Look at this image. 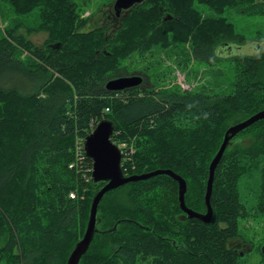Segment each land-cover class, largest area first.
Segmentation results:
<instances>
[{
	"label": "trees",
	"instance_id": "1",
	"mask_svg": "<svg viewBox=\"0 0 264 264\" xmlns=\"http://www.w3.org/2000/svg\"><path fill=\"white\" fill-rule=\"evenodd\" d=\"M69 1L1 0L14 19L0 32V264H66L98 189L78 166H69L74 143L101 119L114 122L115 143L134 140L131 160H121L124 174L172 169L186 180V205L204 212L208 165L226 128L264 108V38L252 53L226 55L230 45L248 41L220 15L225 9L260 13L264 0H145L109 33L101 26L78 28L83 21ZM198 5L211 14L203 15ZM34 9L42 18L37 28L51 34L41 47L17 31L24 25L19 15ZM185 42L199 61L231 63L227 94L212 100L178 90L156 97L141 85L105 89L108 76L124 74L121 58L153 44ZM134 106L137 113L129 114ZM241 134L253 137L246 146L243 139L227 146L216 166L209 221L181 215L177 182L168 175L129 182L102 198L101 231L79 264H242L229 243L244 239L240 218L264 211V187L262 201L250 211L239 191L242 176L260 170L264 177V119L234 138Z\"/></svg>",
	"mask_w": 264,
	"mask_h": 264
},
{
	"label": "rangeland",
	"instance_id": "2",
	"mask_svg": "<svg viewBox=\"0 0 264 264\" xmlns=\"http://www.w3.org/2000/svg\"><path fill=\"white\" fill-rule=\"evenodd\" d=\"M69 2L75 4L73 13L76 15V20L83 21L81 26L78 25L77 27L81 30H91L100 25L103 12L112 4L113 0H70ZM0 7V32L4 30L6 32V27L10 26V20L14 19V14L10 5L1 2V0ZM198 8L203 15L211 14V11L202 5H198ZM212 14L213 16H218L214 12ZM220 15L227 17L229 21L233 22L235 32L245 38L243 42L248 41V43L240 46L239 49L237 45L232 44L233 48L230 50V54L235 49V53H252L257 50L256 43L259 39L264 38V10L260 13H245L242 10L225 9ZM19 16L20 18L17 20H21L25 26H18L17 31L25 36L26 41H31L35 46L41 47L50 38L51 34L46 29L37 28L42 21L38 10L34 9L25 15ZM27 55H29L28 50L23 48L20 53L21 58L24 59ZM226 55H229V47L226 48ZM119 65V67H126L123 72L143 73L146 78L144 86L156 91V97L162 94L163 91L178 90L179 92L187 93H205L214 100L230 91L234 76L231 63L226 60H213L208 63L195 58L191 52L190 42H185V44L170 43L166 47H161L160 44H153L143 54L132 52L121 58ZM262 75L264 77V67ZM109 78L111 77L108 76L106 81ZM137 110L138 108L134 106L128 112L129 114H135ZM256 131L260 133L259 130ZM251 137L253 136L250 134H241L236 139H243L241 144L246 146L251 141ZM134 144L133 139L127 142V146L135 150ZM260 172V170H253L250 174L242 176L239 181L240 199L245 203V207L249 211L251 208L258 207L262 201L260 194L264 187V177L263 174L260 175ZM81 176L84 178L83 172H81ZM238 231L245 240L254 246L252 250L240 258L245 264H259L262 256L260 247L264 245V211L260 209V212L255 214L252 209L251 215L246 218H240L238 220ZM45 239H38L36 242L44 241ZM233 240L237 239L234 237Z\"/></svg>",
	"mask_w": 264,
	"mask_h": 264
},
{
	"label": "water",
	"instance_id": "3",
	"mask_svg": "<svg viewBox=\"0 0 264 264\" xmlns=\"http://www.w3.org/2000/svg\"><path fill=\"white\" fill-rule=\"evenodd\" d=\"M145 0H113L112 7L119 13L120 10H126L127 14L131 8L136 4H141ZM168 14L164 19H170ZM249 45V44H247ZM238 49L242 45H237ZM259 45L257 44L258 48ZM233 48V45L229 46V52ZM236 50V49H235ZM233 50V51H235ZM142 76L138 74L130 75H118L109 78L104 87L110 91H121L126 88L137 86L142 81ZM264 119V108L251 114L250 116L237 121L229 125L223 135V139L219 145V148L213 155L208 165V176L205 185L204 203L205 211L199 212L189 207L185 203V193L187 190L186 180L169 168H157L144 173H132L124 174L121 167L122 153L118 145L112 141L111 135L114 131V122L110 119H101L93 127V129L83 138V149L87 158L91 160L92 169L90 173V181L94 186H98V189L94 192L91 198L89 215L86 222L85 230L82 237L74 244L73 248L69 252L66 264H79L80 258L87 251L94 234L97 231H101L97 224L100 221L98 217V207L104 197V195L110 191L117 189L126 183L135 182L139 180H146L151 177L165 174L170 176L177 182V198L179 207L186 218H199L205 222L210 220L212 216V206L210 203V196L212 192V186L214 181V173L218 162L220 161L227 146L241 140V138H234L239 132L247 128L254 122ZM236 139V141H235ZM116 224L111 228L114 230ZM109 230V229H108ZM264 251V245L262 246Z\"/></svg>",
	"mask_w": 264,
	"mask_h": 264
},
{
	"label": "flooded vegetation",
	"instance_id": "4",
	"mask_svg": "<svg viewBox=\"0 0 264 264\" xmlns=\"http://www.w3.org/2000/svg\"><path fill=\"white\" fill-rule=\"evenodd\" d=\"M103 13L104 14L102 16V19L100 20L99 26L106 27L109 32H113L116 29L117 23H120L121 17L123 15H126L125 14L126 10H120L119 13H116V11L113 9L112 5H109V7H107L106 11H104ZM130 74H138V75L142 76L143 79L139 85L144 86V83L146 82V78H145V75L143 73H141V72H132V73L124 72V74H122V75H130ZM178 206H179V203H178ZM179 209H180V207H179ZM181 215H183V212ZM229 245L232 246L233 248H235V250L239 253V255L237 257L241 261H242V258H240V257H242L244 254H246L250 250H252L254 247L252 245V243H250L247 240L241 239V238H238L237 240L230 241ZM261 247H260V250H261L262 254L264 255V251L262 250ZM242 264H245V263L242 261ZM259 264H264V257L263 256H261V258L259 260Z\"/></svg>",
	"mask_w": 264,
	"mask_h": 264
},
{
	"label": "built area",
	"instance_id": "5",
	"mask_svg": "<svg viewBox=\"0 0 264 264\" xmlns=\"http://www.w3.org/2000/svg\"><path fill=\"white\" fill-rule=\"evenodd\" d=\"M83 138H77L75 146H74V153H75V159L74 161L69 164V166H78L80 171H82L84 173V177L86 180H90V173H91V169H92V163L91 166L88 165L87 161H86V155L83 149ZM118 145V147L121 150L122 153V159H128L131 160V154L134 152V149L130 146H127V142L126 141H121L116 143ZM121 159V160H122ZM70 196L73 198L75 196L74 192L70 193Z\"/></svg>",
	"mask_w": 264,
	"mask_h": 264
}]
</instances>
